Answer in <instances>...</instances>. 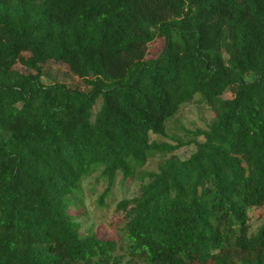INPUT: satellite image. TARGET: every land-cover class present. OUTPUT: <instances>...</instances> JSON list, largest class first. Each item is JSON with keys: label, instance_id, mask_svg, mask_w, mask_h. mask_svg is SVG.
<instances>
[{"label": "trees", "instance_id": "obj_1", "mask_svg": "<svg viewBox=\"0 0 264 264\" xmlns=\"http://www.w3.org/2000/svg\"><path fill=\"white\" fill-rule=\"evenodd\" d=\"M49 62L84 89L44 82ZM195 96L207 128L153 140ZM98 172L100 205L118 175L140 181L116 240L79 222ZM259 208L264 0H0V264H264Z\"/></svg>", "mask_w": 264, "mask_h": 264}, {"label": "rangeland", "instance_id": "obj_2", "mask_svg": "<svg viewBox=\"0 0 264 264\" xmlns=\"http://www.w3.org/2000/svg\"><path fill=\"white\" fill-rule=\"evenodd\" d=\"M20 66L18 64L16 67L21 69ZM43 70L45 76L42 77V80L44 82L57 80L71 87L84 89L82 81L72 75L67 66L63 64L49 62L43 66ZM232 96V91L227 90L219 102L215 103V107H219L221 100L230 99ZM213 117V110L202 102L199 96H195L189 103L183 105L177 115L169 121L166 135H153L152 139L169 145H177L179 140L181 144L186 143L188 140L195 138L193 134L197 130L206 129ZM197 138L201 139L200 137ZM193 150L192 146H184L176 154L183 158L189 156ZM159 159L158 154L148 159L144 163L142 170H155ZM97 174L99 172L87 177L82 184V202L79 207L81 229L82 231H93L100 238L116 240L118 239L117 228L121 216L119 212L115 211L116 204L122 199L137 196L140 181L135 178L123 180L118 175L108 194L103 197V204L100 205L98 198L104 193L107 183ZM263 212V208L252 209L249 212L251 228L255 229L261 223Z\"/></svg>", "mask_w": 264, "mask_h": 264}]
</instances>
